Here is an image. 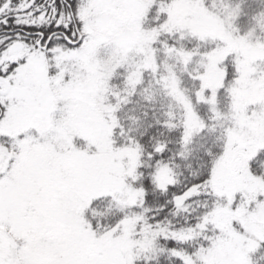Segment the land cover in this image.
Instances as JSON below:
<instances>
[{
    "label": "snow or ice",
    "instance_id": "snow-or-ice-1",
    "mask_svg": "<svg viewBox=\"0 0 264 264\" xmlns=\"http://www.w3.org/2000/svg\"><path fill=\"white\" fill-rule=\"evenodd\" d=\"M0 264H264V0H0Z\"/></svg>",
    "mask_w": 264,
    "mask_h": 264
}]
</instances>
